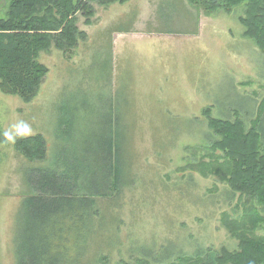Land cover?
I'll use <instances>...</instances> for the list:
<instances>
[{
    "label": "rangeland",
    "instance_id": "374dc122",
    "mask_svg": "<svg viewBox=\"0 0 264 264\" xmlns=\"http://www.w3.org/2000/svg\"><path fill=\"white\" fill-rule=\"evenodd\" d=\"M10 2L0 0V18L8 16ZM93 5L90 23L78 14L87 37L73 50L52 45L40 52L48 72L37 96L27 101L0 86V264H18L15 237L24 205L38 195L30 177L38 180L40 169L61 166L56 160L66 148L94 168L90 181L103 179L116 147L127 163L119 197L97 196L106 210L103 234L86 259L142 264L155 261L151 249L169 261L202 247L236 249L223 214L239 215L252 204L260 211L259 204H241L218 176L182 167L210 159L206 148L217 136L205 108L221 116L226 104L240 100L235 115L258 116L264 50L244 34L246 2L231 12H206L189 0ZM21 119L32 135H44L45 160H29L4 141L3 132ZM256 233L264 235V221Z\"/></svg>",
    "mask_w": 264,
    "mask_h": 264
},
{
    "label": "trees",
    "instance_id": "16d2710c",
    "mask_svg": "<svg viewBox=\"0 0 264 264\" xmlns=\"http://www.w3.org/2000/svg\"><path fill=\"white\" fill-rule=\"evenodd\" d=\"M126 1L11 0L8 16L0 18L2 90L27 101L33 99L48 72V67L39 61L40 52L52 45L63 51L73 50L79 39L87 37L77 25L79 13L90 23L93 3ZM189 1L206 12L219 9L231 12L246 2L245 15L240 17L244 34L264 50V0ZM235 101L237 105L226 104L227 110L221 116L213 113L212 106L204 109L208 126L217 136L206 148L210 159L187 163L182 169L218 176L232 195L239 194L241 204L257 202L262 213L252 204L245 205L239 215L223 214L222 224L238 240L234 250L225 246L219 250L202 247L194 254L180 253L176 260L169 261L159 260L160 256L151 249L155 261L142 264H264V235L256 233L264 221V99L255 119L235 115L234 110L243 107L242 101ZM114 142L118 144L115 139ZM114 142L108 143L107 160L113 158ZM15 147L29 160L47 158V141L41 133L17 139ZM62 152L56 160L61 166L40 169L38 180L30 177L38 195L31 196L24 205V221L20 222L15 237L18 264H97V257L86 259L89 252L93 256L96 242L103 234L101 222L104 223L106 210L97 204V196L119 197L122 185L127 184V163L123 165L116 147L115 163L108 162L103 179L90 181L88 172L95 170L79 156L81 152L75 156L67 148ZM99 259L107 261L106 256Z\"/></svg>",
    "mask_w": 264,
    "mask_h": 264
},
{
    "label": "clouds",
    "instance_id": "9594fccd",
    "mask_svg": "<svg viewBox=\"0 0 264 264\" xmlns=\"http://www.w3.org/2000/svg\"><path fill=\"white\" fill-rule=\"evenodd\" d=\"M34 132L32 126L27 121L21 119L12 124L11 127L3 132L4 141L15 144L17 139L26 138Z\"/></svg>",
    "mask_w": 264,
    "mask_h": 264
}]
</instances>
